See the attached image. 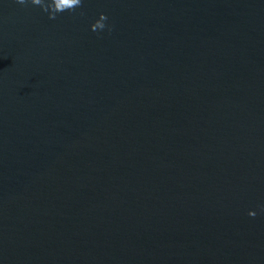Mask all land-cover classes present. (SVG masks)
Returning <instances> with one entry per match:
<instances>
[{"label": "water", "instance_id": "95a60500", "mask_svg": "<svg viewBox=\"0 0 264 264\" xmlns=\"http://www.w3.org/2000/svg\"><path fill=\"white\" fill-rule=\"evenodd\" d=\"M261 208L264 0H0V264H264Z\"/></svg>", "mask_w": 264, "mask_h": 264}, {"label": "clouds", "instance_id": "9594fccd", "mask_svg": "<svg viewBox=\"0 0 264 264\" xmlns=\"http://www.w3.org/2000/svg\"><path fill=\"white\" fill-rule=\"evenodd\" d=\"M16 4L39 6L41 11L48 13V19L54 20L57 15L64 12H74L76 9L81 8L83 0H14ZM83 15V13H80ZM107 16L100 14L99 17L89 26V30L94 33H99L107 29L111 31V27L106 23ZM264 212V208H261ZM255 212H249L248 216L254 218Z\"/></svg>", "mask_w": 264, "mask_h": 264}]
</instances>
